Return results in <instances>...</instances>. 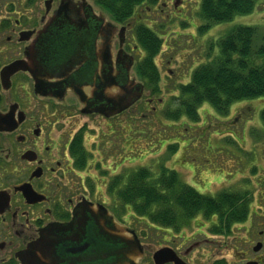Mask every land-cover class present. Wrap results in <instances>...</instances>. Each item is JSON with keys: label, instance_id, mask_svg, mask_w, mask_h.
<instances>
[{"label": "flooded vegetation", "instance_id": "af4514ba", "mask_svg": "<svg viewBox=\"0 0 264 264\" xmlns=\"http://www.w3.org/2000/svg\"><path fill=\"white\" fill-rule=\"evenodd\" d=\"M105 6V0H0V264H23L18 255L44 229L72 223L86 208L104 209L139 241L136 264H264V176L231 191L248 193L238 221L220 227L217 212L199 213L177 228L123 212L120 196L108 190L117 167L109 180L97 174L101 161L108 168V157L121 156L122 118L134 134L137 113L154 117L163 102L139 73L145 52L136 26L150 27L139 6L122 22ZM139 84V98L122 111ZM99 251L93 264L113 260L102 257L103 246ZM160 251L164 258L156 260Z\"/></svg>", "mask_w": 264, "mask_h": 264}, {"label": "rangeland", "instance_id": "374dc122", "mask_svg": "<svg viewBox=\"0 0 264 264\" xmlns=\"http://www.w3.org/2000/svg\"><path fill=\"white\" fill-rule=\"evenodd\" d=\"M200 1L158 0L152 3L147 0L139 5L142 21L163 39L155 58L161 73L162 90L158 96L163 102L157 106L154 117L144 109L137 113L139 119L132 130L137 136L130 132L132 123L122 118L123 144L122 150L118 149L121 156L108 157V168L101 161V169L96 172L102 179L109 180L115 174L112 168L116 167V175L141 167L151 170L155 176L164 169H175L181 181L208 183V188L190 185L202 194L215 196L216 192L241 191L243 188L239 186L244 187L245 182L264 176V123L261 119L264 96L234 103L228 115H220L205 103L199 109L198 121L185 117L173 120L166 116L179 86L188 83L191 73L207 63L210 55L218 54L216 43L219 39L237 26H255L258 32L264 33V0H258L252 14L236 16L199 35L198 27L204 24L198 15ZM157 15L160 17L156 18ZM213 44L214 51L210 52ZM258 62L260 64L261 59ZM142 113L149 114L150 118H143ZM87 148L93 150L90 144ZM106 170L108 174L103 177L102 172Z\"/></svg>", "mask_w": 264, "mask_h": 264}, {"label": "trees", "instance_id": "16d2710c", "mask_svg": "<svg viewBox=\"0 0 264 264\" xmlns=\"http://www.w3.org/2000/svg\"><path fill=\"white\" fill-rule=\"evenodd\" d=\"M146 1L105 0V7L115 20L122 22L130 17L135 7ZM148 1L156 3L158 0ZM257 1L201 0L198 15L204 24L198 27L199 35H204L216 24L232 21L236 16L252 14ZM258 31L255 26H237L219 39L216 43L218 54L210 55L207 63L199 65L191 73L189 82L179 86L178 95L171 99V109L166 116L173 120L185 117L198 121L199 109L205 103H209L220 115H228L234 103L264 96V33ZM136 35L145 52L139 73L159 94L161 75L155 58L163 39L145 25L136 28ZM256 41L258 45L254 46ZM213 51L214 44L210 49V52ZM259 59L262 61L260 64ZM261 119L264 123V109ZM80 153V157L85 156L82 148ZM83 159L85 157L80 160L81 163ZM108 190L120 196L123 212L130 208L135 215L147 217L155 225L177 228L199 213L210 215L217 212L220 227L238 221V215L243 213L239 204L248 194L223 191L215 197L203 195L182 182L174 170L164 169L155 176L145 167L116 175L110 181ZM230 210L234 211L233 214Z\"/></svg>", "mask_w": 264, "mask_h": 264}, {"label": "water", "instance_id": "95a60500", "mask_svg": "<svg viewBox=\"0 0 264 264\" xmlns=\"http://www.w3.org/2000/svg\"><path fill=\"white\" fill-rule=\"evenodd\" d=\"M141 91L139 84L132 99L124 100L122 111L137 101ZM84 211H77L72 223L44 229L41 237L18 255L22 263L93 264V260L100 257L99 246H103L102 257L113 258L106 264H136L142 250L139 241L128 235V229L115 223L104 209L86 208ZM164 255V251H160L155 259L163 260Z\"/></svg>", "mask_w": 264, "mask_h": 264}]
</instances>
